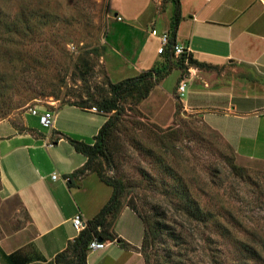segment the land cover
<instances>
[{
	"label": "rangeland",
	"instance_id": "rangeland-1",
	"mask_svg": "<svg viewBox=\"0 0 264 264\" xmlns=\"http://www.w3.org/2000/svg\"><path fill=\"white\" fill-rule=\"evenodd\" d=\"M108 13V0H0V122L11 121L22 131L26 116L28 127L50 146L58 133L27 114L46 108L56 115L62 135L81 139L78 131L101 115L59 107L92 106L106 97L108 83L149 72L137 69L141 57L126 62L125 57H134L113 44L120 38L114 30L108 40ZM150 40L151 48L159 44L145 33L144 41L149 45ZM183 62L186 68H180ZM187 64L182 57H156L153 69L169 66L170 73L164 79L154 74L155 87L147 98L134 93L125 100L122 121L109 139L112 162L102 172L123 181L122 207L136 204L141 210L165 212V223L177 228L180 245L164 233L155 247L160 259L185 254L186 264H264V110L254 113L260 119L224 116L226 100L191 93V84L179 97L180 82L196 69ZM207 72L215 83L217 68ZM220 76L221 83L232 79L231 72ZM181 100L219 114L215 120L225 132L212 129L200 117L202 112L186 110ZM90 135L82 139L90 141ZM223 136L238 153L257 160L239 157ZM69 146L68 141L51 145L62 156ZM231 164L243 168L245 176L235 174ZM53 175L66 182L57 169ZM183 196L211 217H190ZM22 230L29 238L34 234L19 198L4 190L0 168V240ZM244 244L257 255L245 251ZM19 251L21 264L48 262L29 257L27 252L35 254L32 246Z\"/></svg>",
	"mask_w": 264,
	"mask_h": 264
},
{
	"label": "crops",
	"instance_id": "crops-1",
	"mask_svg": "<svg viewBox=\"0 0 264 264\" xmlns=\"http://www.w3.org/2000/svg\"><path fill=\"white\" fill-rule=\"evenodd\" d=\"M177 1L108 0V40L114 30L120 38L119 41L114 39L116 42L112 43L134 57L132 60L125 57L126 62L134 63L141 57V66L137 69H153L156 57H163L165 54H159L160 40L152 35V30L171 33L178 3L181 18L176 31V42L188 47L194 59L217 68L215 83L209 81L208 75L211 72L197 69L182 80L191 84V93L226 100V111L223 110L225 113L222 115L228 117L255 116V112L264 110V0ZM147 32L154 42H159L157 46L151 48V40L149 45L144 41V34ZM110 49L114 51L113 47ZM219 72L224 77L231 72V81L221 83ZM182 103L188 111L199 115L202 112V120L220 133L221 127L215 120L219 114L197 109L184 101ZM76 108L101 115L100 119H92V126L77 133L81 139L88 134L95 137L108 116L94 113L91 108ZM245 108H250V111L246 113ZM59 129L56 118L53 130L59 132ZM223 137L227 142L230 141L228 136ZM63 141L68 140L62 138L58 142ZM228 143L239 157L257 160L254 155H241L233 143ZM57 144L48 146L49 144L42 142L38 134L28 127L26 116L22 131L17 130L11 121L0 122V168L4 190L10 195L19 196L32 219L34 231L31 238L22 230L0 240V259L7 264H21V259L13 255L26 246L35 249V254L27 252L29 257L37 255L36 257L44 260H52L78 236L79 232L73 225L74 217L80 214L87 224L112 196V188L96 174H88L77 187L72 188L65 186L68 182L52 180L56 169L65 178L87 162V158L71 144L69 148H65L66 155H60L56 148L51 147ZM35 151L38 153V160L34 157ZM49 177L51 183L47 181ZM114 231L131 248H124L117 241L105 242V249L88 253L87 263L146 264L140 250L144 225L132 209L123 208ZM20 237L24 238L14 243Z\"/></svg>",
	"mask_w": 264,
	"mask_h": 264
},
{
	"label": "trees",
	"instance_id": "trees-1",
	"mask_svg": "<svg viewBox=\"0 0 264 264\" xmlns=\"http://www.w3.org/2000/svg\"><path fill=\"white\" fill-rule=\"evenodd\" d=\"M180 18V8L179 4L177 3L171 31L172 43L176 42V31L180 22ZM165 56L170 57L174 55L167 50ZM182 58L185 57L183 56ZM181 67L186 68L184 62L180 65V68ZM187 68H196L201 71H211L215 70L216 67L211 64L199 62L198 60L194 59L192 55H190L188 57ZM169 71V66H164L160 69L154 68L151 71L149 70V72L147 71L146 73L140 74L139 76L133 78L124 79L119 83H108L109 89L106 97L92 106H87L86 104L67 103L58 108L60 110L65 106L80 108L96 107L102 114L108 116L107 121L99 129L97 135L90 141H85L80 138H71L57 132L58 135L54 144H57L59 140L65 138L77 152L83 154L87 158V162L84 166L74 171L71 175L66 176L69 178V186H78L79 182L85 176L88 174H96L103 183L112 188L113 193L107 204L100 210V212L93 219L87 222L85 229L82 230L73 241L68 243L65 250L58 253L52 260L48 261L47 264H88L87 257L88 253L91 251L89 246L94 240L101 242L117 241L122 247L128 249L131 248V245H129L123 239L118 238L114 231L115 225L124 208L122 207L124 183L117 177L106 176L103 174L102 169L104 164L109 165L112 162L109 150V139L113 131L122 121V117L125 113V100L134 95V93H139L142 98H147L155 87V83L153 81L154 74H158V78L164 79L170 73ZM1 81L2 78H0V82ZM231 167L234 170V173L239 177L243 178L245 176V171L243 168L235 164H231ZM17 197L19 198V196ZM180 198L184 203L188 202V209H190V211L188 210L186 213L190 215V217L195 219H198L199 217V219L202 218L205 220L211 217L210 215H207V213L206 216H204V212H202L198 207L194 208L191 204L192 201L189 199L186 200V196ZM19 200L21 201L20 198ZM126 207L132 209L143 222L144 237L140 250L146 264H186L188 260H185V254L179 255V257L175 258H173L172 255H168V257L160 259L159 251H157L155 248L156 244L163 237L164 233H167V235H169L175 241L177 246L181 243L182 237L180 234H178L177 228H171L165 223V212L159 210H155L153 212L141 210L136 204H128ZM24 209L27 213L29 221L32 223V219L28 211L25 207ZM244 246L245 251L250 254L257 255L255 249L249 247L247 244H244ZM19 252H16L13 257H18ZM252 257L253 260L255 259L256 261H259L254 256ZM34 264L39 263L36 262Z\"/></svg>",
	"mask_w": 264,
	"mask_h": 264
},
{
	"label": "built area",
	"instance_id": "built-area-1",
	"mask_svg": "<svg viewBox=\"0 0 264 264\" xmlns=\"http://www.w3.org/2000/svg\"><path fill=\"white\" fill-rule=\"evenodd\" d=\"M121 20V18H118ZM152 35L157 37L160 40V47L158 49L159 54H165L168 50L170 53H172L175 57H185L188 60V57L190 56V50L188 47H185L184 45H181L177 42L172 43V35L170 32H163L158 33L157 30H152ZM187 88V82L181 81L177 92L180 97H182L186 91ZM91 111L94 113H101L96 107H92ZM29 113L39 119L40 125L46 129H52L55 125L56 115H54L52 110H48L46 108H35L30 109ZM53 180H57L58 177L56 175H53ZM64 180L66 182L69 181V178L65 177ZM73 225L77 232H81L85 229L86 224L83 221V217L79 214L74 217L73 219ZM106 244L105 242L94 240L91 242L89 248L91 251L96 250H103L105 249Z\"/></svg>",
	"mask_w": 264,
	"mask_h": 264
}]
</instances>
